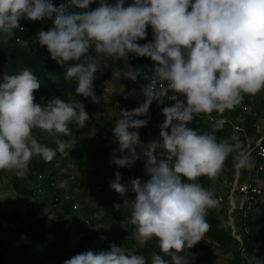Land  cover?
<instances>
[{"label": "clouds", "instance_id": "obj_1", "mask_svg": "<svg viewBox=\"0 0 264 264\" xmlns=\"http://www.w3.org/2000/svg\"><path fill=\"white\" fill-rule=\"evenodd\" d=\"M93 3H97L94 9ZM125 4L126 0L114 4L109 0H67L57 6L52 0H0V41L7 42L15 29L23 31L22 18L50 20L52 27L41 29L36 42L61 66L74 62L67 68L65 80L75 79L76 94L97 104L94 80L100 60L127 62L131 53L154 62L150 77L139 71L124 72L133 82L143 77L147 83L141 86L144 99L139 106L120 108L113 129L118 147L110 155L118 168L131 167L145 158L149 178L124 182L116 171L109 186L130 206V223L141 245L157 239L162 254L153 253L151 264H186L179 253L203 240L211 227L209 210L220 208V201L197 182L199 178L215 179L229 156L238 174L253 167L239 137L217 139L225 119L215 120L211 131L201 132L189 125L200 114L215 112L223 117L226 110L241 105L245 95L264 91V0H132ZM149 27L153 38L139 43L147 38ZM40 86L38 77L26 67L3 76L0 171H13L22 178L33 157L51 162L57 150L69 154L76 142L61 137L71 135L70 125L83 129L90 120L84 103L77 99L66 102L53 96L45 105L37 103L34 92ZM169 92L181 98H171L174 103L161 109L165 117L162 139L142 143L138 130L147 126L150 116L141 117L148 115L153 101L163 102ZM34 129L55 137L57 149L38 142ZM129 191L135 193L134 199L127 198ZM64 264L147 261L113 243L108 250L77 253Z\"/></svg>", "mask_w": 264, "mask_h": 264}, {"label": "trees", "instance_id": "obj_2", "mask_svg": "<svg viewBox=\"0 0 264 264\" xmlns=\"http://www.w3.org/2000/svg\"><path fill=\"white\" fill-rule=\"evenodd\" d=\"M53 3L59 6L61 3H66L67 0H52ZM110 3H115L116 0H109ZM132 3V0H126L125 6ZM97 7V3H93L91 8ZM72 10L78 11V9L73 8ZM190 10V9H189ZM21 31L19 28L15 29L13 35L7 40V42L0 41V75L5 74H15L23 68H29L39 79L40 88L34 92L36 102L41 105H45L49 99L53 96H58L64 99L66 102L80 100L85 105V110L89 113L90 121L93 122V128L86 127V135L77 138L76 144L72 152L76 156L88 157L97 163L104 162L112 153L115 145L112 141H116L113 135V129L115 127V120L119 118L120 108L122 109H133L139 106L140 101L134 100L129 95H122L121 93L115 91L111 94L110 102L105 100V87L106 82L113 78V68L119 63L115 59H102L100 60L99 69L96 73V79L94 80L95 93L99 97L98 104L91 101L90 98H84L82 95H77L75 92L76 81L65 80L64 74L67 68L74 62H68L64 66H61L56 61L51 58L50 53H48L46 47H41L38 42H36V36L41 29L47 30L52 27V22L50 20L43 21H30L27 19H21L20 21ZM147 38L140 40L139 43L144 44L153 38V33L151 27L148 28ZM95 55V53H91ZM110 64L111 67L106 68L105 64ZM128 63L132 65V71H139L141 74L147 73L149 77L153 71L154 62L149 57H139L134 54H129ZM124 74L121 76V81L125 86H128ZM144 82L143 77H138L137 81L134 82L138 90L140 91L141 84ZM176 95V94H175ZM163 107L169 106L167 103H163ZM250 108V112L244 114L240 110L239 106L232 111H225L223 117L218 116L217 113L213 112L212 117L215 115L217 117L226 120L224 127L216 132L218 140L229 139L232 136H237L243 142L244 148L249 152L256 141L262 136L259 134L257 129V122L260 119H264V91L256 95H245L243 103ZM110 108H116V114L108 117V120L104 123L98 122L97 114L104 113L105 110ZM150 116L149 123L151 125V130H153V124L157 122H164L165 117L161 110H154V108L149 110L147 119ZM242 117L239 121L236 119ZM239 125L242 130H236L235 126ZM192 128L199 129L200 131H211L212 125L208 120H205L203 116L196 117L193 122L189 125ZM170 131V130H169ZM153 135L156 133L152 131ZM152 135V133H151ZM148 136V135H147ZM70 139V136H67ZM112 138V139H111ZM251 141V142H250ZM253 141V142H252ZM64 155V154H63ZM252 161L255 163L252 169L247 171L241 170L242 175H250L253 186H259L261 181L264 179V168L259 172H256V167L259 164H264V159L260 158L258 155L252 156ZM62 166L57 167L55 163V157L51 162H45L41 158L39 161H32L29 164L28 172L23 178H15L12 182V187L15 191L16 198L21 199L24 203L29 204L32 197L35 196V190L31 189L28 182L35 181L36 184L40 177L47 175L44 182V189L49 196V200L52 203L53 208L55 204H59L63 201L61 198V193H59L58 181H62L70 178L69 175L65 174V164L67 163L66 158L63 157ZM105 175L103 176L107 179L106 183L98 187V191L102 192V196L99 200L98 208H106L108 212L112 211V205L119 199L121 195L115 190L111 189L109 186L110 180L115 179L116 171L121 174L125 172L124 169L118 168L116 165L106 166ZM227 169H230L228 172ZM227 170L228 173H232L231 177L235 176L236 170L233 167V161L231 156L225 162L222 171ZM0 171V178H1ZM107 175V176H106ZM139 178L146 180L149 177L145 173V168L139 171ZM134 179V178H133ZM185 182H187V179ZM39 181V182H41ZM38 182V183H39ZM201 183L205 188L210 189L214 197L220 201V208L209 210L207 215V220L211 225L210 230L204 235L203 240L198 242L191 249L185 248L179 255H185L186 253H196L205 252L207 254H212L215 250L220 251L221 254L234 253L235 257L238 259L237 264H241L242 251L256 250L258 257H263L261 264H264V200L259 199L258 201L251 200L250 203H245L242 206H238L231 215L228 214L227 210L231 208L229 203V198L224 195L220 200V195L215 192L213 181L207 176H202L197 181ZM52 183H54L52 185ZM71 191L77 187L76 183L71 184ZM264 194V191H263ZM76 195V193H74ZM135 195V193L129 191L127 196ZM63 197V196H62ZM78 195H76V201H78ZM79 202L82 203V200ZM74 201H68L64 203V209L66 214L70 216H76L73 209ZM82 205V204H81ZM82 211L88 218H91L95 210L90 211L87 205L81 206ZM225 212V218L228 221V227H226L220 220V215ZM130 213L127 214L126 218H130ZM1 218H7L2 212H0ZM18 218L20 222H23V216L17 213L13 216ZM108 217L103 219L94 218L92 219L93 224L99 222L106 223ZM43 222V221H42ZM50 228L40 232L39 229L31 228L29 224L23 228L21 225L16 224L17 228V240L15 243L16 251L14 254V264H52L57 263L61 259V252L57 254H52L48 256L36 255L32 253L35 247L40 246L41 249H50L52 246H56L61 249L66 242L64 240V235L67 234L73 226V222L69 221V218L51 220ZM218 225H223V227H218ZM232 225L236 228L237 232L241 234L243 242L239 241L232 232ZM84 224H78V229H84ZM95 250L93 247H84L83 244L71 252V257L77 253L85 252L87 250ZM153 253H160L158 247V241L156 238L148 240L145 244L137 250V254H141L146 258L147 264H151V256ZM70 257V258H71ZM1 263V260H0ZM2 264V263H1Z\"/></svg>", "mask_w": 264, "mask_h": 264}, {"label": "rangeland", "instance_id": "obj_3", "mask_svg": "<svg viewBox=\"0 0 264 264\" xmlns=\"http://www.w3.org/2000/svg\"><path fill=\"white\" fill-rule=\"evenodd\" d=\"M119 63L113 69V78L106 82L105 87V100L110 102L111 94L115 91L121 93L122 95H129L134 100H140V93L135 83L129 79L127 82L128 86H125L121 81V76L125 71H132V65L124 60H119ZM3 82V76L0 75V83ZM136 82V81H135ZM176 98H181L178 94L175 95ZM172 102L171 104H173ZM169 104V106L171 105ZM117 108V107H116ZM116 108L108 107L104 113L97 114L98 122L102 123L108 120V117L116 114ZM203 116L205 120H208L212 125L215 120L219 119L217 116H205L204 114H200ZM242 119V117L238 118L237 121ZM178 121H174L177 123ZM93 122L89 120L86 127L93 128ZM163 122H157L153 124V130L156 133L152 132V135H148L144 140H141L142 143L147 144L151 141H159L161 138L160 131L161 125ZM85 127V128H86ZM71 135L70 139L67 136H62V139L76 141L77 138H80L86 135V131L83 129H77L76 126L70 125ZM170 130V128H169ZM203 132V131H201ZM33 136L40 142L48 147L53 149H57V146L54 143L55 137L51 136L47 132H42L39 129L33 130ZM112 139V138H111ZM251 142V141H250ZM253 142V141H252ZM113 144L115 148L118 147V142L113 140ZM139 151V149H138ZM157 156H159V150H157ZM66 158L67 163L65 164V170L63 171L65 174L69 175L70 178L58 181L59 193H61V198L63 201L57 205L56 208H53L52 203L49 200V196L46 193L44 187L37 188V184L41 180H45L47 175L40 177L39 181L35 184V181L28 182V186L37 190L34 197L31 198L29 204L24 203L21 199L16 198L15 191L12 187V182L17 177L13 171H1L2 175L0 178V212H2L7 218H1L0 220V260L2 264H14L13 258L16 251V240H17V228L16 224L21 225L25 228L26 225L29 224L30 229L35 228L39 229L40 232H43L50 228L51 220H59L71 217L69 214H66L64 209V203L73 200L74 203L79 204V206L87 205L90 211L95 210V213L92 214L91 219L98 218L103 219L107 218L106 223L99 222V225L111 233L115 238L119 240L120 246L124 248V250L129 254H137V250L141 248L143 245L140 243V237L136 233L135 226L130 223V218H126L127 214L130 213V206H125L123 204V197L116 201L114 205H112V211L108 212L106 208H98L99 200L101 198L102 192L98 191V187L105 184L107 179L103 176L105 175V167L112 166L113 163L110 161V156L102 163L94 162L90 160L88 157H80L74 155L72 152H69L67 155L60 154L57 150V154L55 156V160L57 163V167L62 166V160ZM39 157H33L32 161H39ZM253 162V161H252ZM146 159L141 158L138 160L133 166L128 168H122L125 170L124 173L121 174L122 180L124 182H129L133 178H139V171L145 168ZM253 165L255 163L253 162ZM252 169V168H251ZM230 172V169H227ZM227 170L221 171V173L213 179L214 190L221 197L227 195L229 200L231 195H233L234 203L235 202V194H232L233 189L231 185L235 182L236 179H239V182L243 183H251L250 175H242V171L240 174L235 172V176L231 177L232 173H228ZM249 172L248 169H246ZM240 175V176H239ZM107 176V175H106ZM23 178V177H22ZM76 183L77 187L71 191L72 188L70 183ZM259 188L261 191H264V179L259 184ZM78 197V201H76V195ZM63 196V197H62ZM230 196V197H229ZM128 199H134L135 195L127 196ZM264 200V194L260 198ZM82 200V203L79 202ZM82 204V205H81ZM233 208V206H232ZM232 208L228 209L227 212L229 215L233 213ZM17 213H20L23 216V222H20L18 218H14L13 216ZM221 222L228 227V221L225 218V212L220 215ZM43 221V222H42ZM233 232L234 228L232 226ZM236 238H242L241 236ZM83 244L84 247H93L96 251L101 250L102 248L97 243L91 242H79L76 244L77 248ZM35 250L32 252L36 255L48 256L52 254H57L61 252V259L57 261L55 264H64L66 259L71 257V252L73 248L69 245V243L65 244L58 249L55 245L50 249H41L40 246L34 248ZM183 256L186 264H237L238 259L235 257L234 253L230 252L227 254H221L220 251L215 250L212 254H207L205 252H196V253H186ZM165 259H169L170 257H165ZM241 264H261L263 257L257 256L256 250H243L241 259ZM0 263V264H1ZM50 264V263H49ZM54 264V263H52Z\"/></svg>", "mask_w": 264, "mask_h": 264}, {"label": "built area", "instance_id": "obj_4", "mask_svg": "<svg viewBox=\"0 0 264 264\" xmlns=\"http://www.w3.org/2000/svg\"><path fill=\"white\" fill-rule=\"evenodd\" d=\"M53 2V1H52ZM147 83V81H144L142 84ZM141 84V86H142ZM141 90V88H140ZM140 93V102L143 101L144 97ZM176 98L175 93L169 92L167 96H165L163 99V103L171 104L172 100L171 98ZM154 110H161L163 108V104L161 101H153V103L150 106V109ZM240 110L242 113L246 114L250 112V108L245 105L241 104L239 105ZM162 112V111H161ZM142 119H147V116L141 117ZM236 130H242L239 125L235 126ZM131 130V129H130ZM140 139L144 140L147 135H150L152 133L151 125L147 124V126L140 128L139 130ZM250 156L252 158L253 155H258L260 158L264 159V136L259 138L256 143L254 144V147L249 151ZM264 168V164H259L258 167H256V172H259L261 169ZM240 174V173H239ZM240 176V175H239ZM54 183H52L53 185ZM44 187V182L41 181L37 184V188ZM231 188L233 189L232 194H235V202L233 199V195H231V198L229 200L230 206L233 209H236L238 206H242L245 203H250L251 200L258 201L261 196L263 195V192L259 188V186H253L252 183H243L239 182V179H236L235 182L231 185ZM37 190H35L36 192ZM230 197V196H229ZM222 197H220V200ZM54 207H57V204L54 205ZM73 209L76 213V216L69 217V221L73 222V226L70 229V231L64 235V240L69 243V245L75 250L77 248L76 244L79 242H91V243H97L103 250H108L110 248L111 244H116L117 246H120L119 240L115 238L111 233L104 230L99 223L93 224L92 219L88 218L84 211H82L79 204L74 203ZM78 224H84L85 228L79 230ZM234 232L232 229V232L235 237L241 236L234 227ZM242 237V236H241ZM239 241L243 242V238H237Z\"/></svg>", "mask_w": 264, "mask_h": 264}, {"label": "crops", "instance_id": "obj_5", "mask_svg": "<svg viewBox=\"0 0 264 264\" xmlns=\"http://www.w3.org/2000/svg\"><path fill=\"white\" fill-rule=\"evenodd\" d=\"M257 129H258L259 134L263 137L264 136V119H260L257 122ZM112 143H113V141H112Z\"/></svg>", "mask_w": 264, "mask_h": 264}]
</instances>
